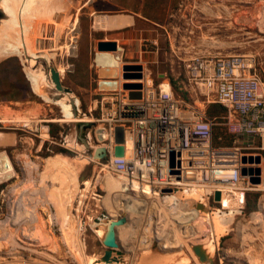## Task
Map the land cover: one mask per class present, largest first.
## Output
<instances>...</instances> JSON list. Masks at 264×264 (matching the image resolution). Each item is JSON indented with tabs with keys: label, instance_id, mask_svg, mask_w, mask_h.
Returning <instances> with one entry per match:
<instances>
[{
	"label": "rangeland",
	"instance_id": "1",
	"mask_svg": "<svg viewBox=\"0 0 264 264\" xmlns=\"http://www.w3.org/2000/svg\"><path fill=\"white\" fill-rule=\"evenodd\" d=\"M8 1L4 0V4L9 10L12 0ZM63 2V22L59 32L53 29V34L49 35L55 41L49 44V48L55 47L54 60L62 85L67 87L72 78L83 79L86 83L87 74H81L86 67L77 55L81 52L78 48L82 50L89 40L91 48L95 46L94 39L99 36L97 32L89 31L90 14L128 10L141 11L140 16L148 19L139 18L138 26L142 28L143 38L155 39L146 43L158 50L159 59L164 63L162 69L152 71L155 84L159 81L158 73L166 71L170 76L168 68L171 64L179 63L184 68L187 59L208 53L253 54L264 76V0ZM4 23L0 26V154L5 155V164L0 171V264H89L92 257L100 259L105 249L101 240L108 228V214L107 210L92 202L88 193L93 189V194L95 192L101 197L104 184L109 180L124 182L121 185L124 199L117 202L116 212L121 215L126 211L128 214L126 226L118 235L119 248L116 250H120L121 255L114 253L122 261L116 264H264V140L263 144L257 137L249 142L234 143L222 124L213 126L214 145L237 146L244 154L262 156L259 164L262 183L255 186L247 180L249 189L245 191L242 204L238 194L232 192L223 195V206L212 197L208 198L206 190L189 197L180 188L175 195H168L188 202V205L178 206L168 202L167 195L152 196L138 187L130 189L125 185L124 177L107 168L106 160L92 157L90 146L97 144L94 130L98 125L99 110L90 111L85 106V101H89L91 96L77 95L72 91L79 101L80 115L75 119H64L57 104L45 102L34 92L33 84L24 71L26 55L21 33L18 32L16 37L6 34L5 28L11 22ZM41 37L49 39L42 34ZM91 48L89 57L92 58L94 50L91 52ZM104 57L113 58L114 54L106 53ZM117 61L120 62V68H117L121 70V60ZM36 64L38 69L41 62ZM45 88L50 95L53 93L48 85ZM173 92L197 110L206 107L202 102L205 96L197 88L192 87L188 92L176 84ZM76 120L92 121L94 125L81 129L74 127V122H68ZM58 158H64L68 162L67 167L55 164ZM70 163L78 170L76 176L68 168ZM42 179H49L44 184L52 188L51 199L55 198L52 201L54 205H43L40 199V202L36 201L39 203L37 206L33 203L45 226V229L42 226L37 229L29 201L34 196L40 198L38 192L43 186ZM192 187L199 188L197 185ZM255 192L263 195L262 204L247 212L246 208L254 203ZM22 198H26L23 208L20 205ZM108 202L106 199L107 207ZM197 202L208 209L207 212L198 211L203 214L212 212V217L216 210L228 212L229 208L235 209L225 216L230 218L226 222L228 226H218V231L212 233L203 217L188 220L189 217L180 216V210L194 208ZM208 239L214 240V253L211 252L208 261L202 262L192 248L199 245L203 249Z\"/></svg>",
	"mask_w": 264,
	"mask_h": 264
},
{
	"label": "built area",
	"instance_id": "2",
	"mask_svg": "<svg viewBox=\"0 0 264 264\" xmlns=\"http://www.w3.org/2000/svg\"><path fill=\"white\" fill-rule=\"evenodd\" d=\"M184 69L188 83L203 92L204 104L215 102L225 108L220 122L176 97L170 80L155 84L143 67L141 79L101 80L113 86L101 89L98 125L94 130L97 144L90 146V152L105 147L109 153L108 169L126 182L136 180L150 186L156 195L185 190L179 180L199 169L200 184L207 190L208 198H214L218 184L221 197L224 191L234 192L242 204L249 189L247 177L241 175L244 154L237 146L214 145L212 131L220 123L234 143L244 138L248 142L256 137L264 140V76L259 61L250 53H208L187 59ZM126 81L141 83V99L128 98V91L122 88ZM116 125L124 128V156L113 155ZM171 151L175 153L173 167L169 164ZM215 171L220 172L218 179H213ZM165 188L172 192L162 193L160 190ZM93 195L100 198L95 192Z\"/></svg>",
	"mask_w": 264,
	"mask_h": 264
},
{
	"label": "bare ground",
	"instance_id": "3",
	"mask_svg": "<svg viewBox=\"0 0 264 264\" xmlns=\"http://www.w3.org/2000/svg\"><path fill=\"white\" fill-rule=\"evenodd\" d=\"M15 1L16 0H12L11 6L9 5L10 6L9 10L7 9L9 11L10 15H13L15 17V19L10 21L11 23L9 24L8 28L6 27L7 29L5 28V31H6V34L11 35L12 37H16L18 32L21 33L22 45H23V49H24V52L26 55L24 57L25 62H26L24 71L26 72L27 77L31 80V82L33 84L34 92L38 96H40L45 102H53V103L57 104L61 113H62V116L64 117V119L69 120V119L78 118L80 115L79 110L75 108L74 104L73 105L70 104L66 95H64L63 93L60 94L59 91L55 90L54 83L51 80V73L49 70L50 67L55 66L56 70L60 74L59 68H58V66L54 60V58H55V56H54L55 47L49 48V44L54 43L55 41L52 40V36L49 37V35L53 34L52 33L53 29H56L55 32L57 33V32H59L58 28H61V23L63 22L62 19H63V15H64L63 14V12H64L63 0H23V1L17 0V2H15ZM19 3H22L21 6L18 5ZM8 4H9V1H8ZM2 5H4V4H2ZM3 8H5V7H3ZM5 10H6V8H5ZM7 10H6V12H7ZM42 14H43V16H42ZM18 16H19V19H18ZM5 20L6 19H4L3 21L6 22L7 20L6 21ZM51 23H54V24L52 25ZM4 25H5V23H4ZM41 34L45 35L46 37L48 36L49 39L45 40L44 38L41 37ZM35 42H37V43H35ZM40 58H44L46 66L47 65L49 66V68L46 71H45L44 67L43 68H42V66L40 67L41 64H39V68L36 69V66L38 65V64H36V62H41ZM95 61L97 62L98 65H100L102 67L101 74L104 76H114L119 70L117 67H114V66H104V65L99 64L98 60H97V54H96V60ZM60 76H61V74H60ZM101 83H107L108 85L111 86V82L101 81ZM45 85H48L50 87V90L53 91V93L51 95L47 92ZM57 95H60V96H57ZM78 102L79 101L76 100L77 104H78ZM78 121H85V120H76V121H68V122H78ZM83 158L87 159V157H83ZM54 163L64 165L65 167H67V165H68V162L64 158H61V159L58 158L54 161ZM71 165L72 164L70 163L68 168L70 169L71 174L76 176L78 170H77V168H75ZM219 174H220V172L215 171L213 173V179H218ZM50 179L53 182L55 181L54 177H50ZM200 179H201V172L199 169H197V170H195V172H193V174L190 173L187 176H183V178H181L179 180V184L186 186L185 193H186V195H188L190 197L191 195H194L197 192H198V194H200L201 191L205 193L206 189H205V187L203 188V186H201ZM45 180H49V179H43L42 180L43 186H41V189H39L40 192H38V194H40V198H38V197L36 198L34 196L29 201V207H30L31 212H32L31 215L35 218V222L37 224L36 226L38 227L37 229L41 228V226L44 227V229H45V226H43L44 221H42V218L40 217L38 210H37V207H36L37 204H39L38 202H40V200H41V202L44 203L43 205L47 206L49 203H52V201H54V198H55L52 195L53 198L51 199L52 188L50 189V188L45 187L46 186V184H44ZM217 182H218V180H217ZM87 183H88V181H87ZM125 185H128V187L130 189H135V187H138L145 194H152V196L156 195V193L153 191L152 188H150V186L147 188V187H145L146 184L142 185L140 182H138L136 180H133V181L129 180L128 183L125 182ZM193 185H197V187L199 186V188H193L192 187ZM201 188H203L204 190H201ZM215 188L220 189L221 187H220V185L216 184ZM226 193H229V192L224 191L222 194V197ZM173 195H175V194H171V196H173ZM167 197L168 198H166V200L170 203H173L174 205H178V206L188 205V202H186V201L184 202L180 197L176 198V199L173 197H169L168 195H167ZM222 197H221V200H222ZM221 200L219 203H221ZM36 201H38L37 204H36ZM33 203H35L36 206ZM130 204H132V203H130ZM221 204L223 205V203H221ZM31 205H33V206L31 207ZM187 208L188 207L180 210V216L189 217L188 220H190V219L195 220L198 217H201V218L203 217V219L206 221L205 225L208 226L209 230L212 233H215L216 230L218 231L219 227H221V228L227 227L228 225L226 224V222L230 218L226 219L225 216L228 214H232L233 211H235V209H233V208H229L228 212H225V210H216L215 212H213L214 213L213 217H215L216 219L214 218V220H213V217L211 216L212 212L203 214V212L201 213L195 207H194L195 209L192 207L191 208L189 207L188 209ZM103 219L104 218H102L101 220H103ZM188 220H186V221H188ZM223 229H225V228H223ZM43 233H44V231H43ZM213 241L214 240H209L208 243H206V245L203 246L202 250L206 254V257H207L206 261H208L209 257L211 256V252L214 253ZM178 250H179V248H178ZM114 253L115 252L112 253V257L109 261V264H116L118 261H120V260L122 261V259L120 257H118L116 255L114 256ZM88 261H89L88 262L89 264H103V261L101 260V258L97 259L95 257H92Z\"/></svg>",
	"mask_w": 264,
	"mask_h": 264
},
{
	"label": "crops",
	"instance_id": "4",
	"mask_svg": "<svg viewBox=\"0 0 264 264\" xmlns=\"http://www.w3.org/2000/svg\"><path fill=\"white\" fill-rule=\"evenodd\" d=\"M140 14L141 11H134V10H128L122 12H108V13L94 12L90 14L91 24L89 25L90 28L89 31L97 32L99 36L98 38L94 39L95 46L91 48L92 44L90 43L91 40H89L87 45L82 46V50L81 47L78 48V50L81 52L80 53L78 52L77 55L79 58H81L79 60L83 61L84 67H86L85 69L86 71L81 73L84 75L87 74L86 83L83 81V79L77 80L74 77L75 79L72 78L70 83L67 84L68 87L75 94L77 95L88 94L91 96L89 101H85V106L87 107L88 110L90 111L99 110L100 108L99 99L101 96L100 93L102 89V87H100V81L102 79H110V78L112 79L114 77L119 79L121 78V73H122L121 70H118V72L114 76H104L101 74L102 67L100 65H97L94 60V56L96 57L94 53L96 43L100 40L116 41L118 45V50L116 52H111V53L115 55L116 59L121 60V66L124 63L141 64L147 71L146 73L155 83L154 77L152 76V71L162 69L163 67L162 64L164 63L159 59L158 50L146 43L148 41L150 42V40L155 41V39L143 38L142 28L138 26L139 18L142 17L140 16ZM142 18L148 21V19L144 17ZM90 48H91V52L92 50H94L92 58L89 57ZM124 59H126L125 60L126 62H124ZM168 69H169L168 73L170 75L169 77H171L175 81V83L178 84L179 89H183L188 92L192 89V86L187 81L185 69L179 66V63L171 64ZM167 75L168 74L166 71L157 74V76L159 77V81L170 80V78ZM159 81L157 83H159ZM204 105L207 106V104ZM205 109L203 110L201 109V110L205 112ZM244 141H246L245 138L238 140L239 143H243ZM262 144H263V140H262ZM3 160H5V155L0 154V171H1V167L4 166L5 164L3 163ZM13 173H14L13 175H15V172ZM122 183L124 182L114 181V180L107 181L104 184V189H102L104 194L99 199L93 197V189H91L88 193L89 198L93 200L92 202H95V204L99 206L101 209L105 211L107 210L108 216L114 219L120 216L119 213L117 214L116 212L117 202H121L124 199L121 189ZM255 190H262V189H255ZM106 199L109 201L108 207L106 206L105 203ZM262 201H263V195L260 194L259 198L256 201V206L259 207L262 204ZM95 211H97V209ZM123 214L126 215L128 220L127 212L125 211V213H122L121 215ZM125 226L126 224L117 228L118 235L120 233V230L124 229ZM90 229L94 233L95 237L99 239L95 230L92 227H90ZM94 252L95 251H93L92 253Z\"/></svg>",
	"mask_w": 264,
	"mask_h": 264
},
{
	"label": "water",
	"instance_id": "5",
	"mask_svg": "<svg viewBox=\"0 0 264 264\" xmlns=\"http://www.w3.org/2000/svg\"><path fill=\"white\" fill-rule=\"evenodd\" d=\"M0 16H3V13L0 11ZM96 49L97 51H108V52H116L118 50V45L116 41L111 40H100L96 43ZM41 59V65L42 68L44 67L45 71L49 68V66L45 64V59ZM97 63V62H96ZM122 74L121 77L124 80H136L141 79L143 76V66L138 63H125L122 65ZM51 73V80L54 83L55 90L59 91L60 94H64L67 96L68 101L70 104H74L75 108L78 109L76 100H78L75 96L72 95V90L62 85L60 74L56 70L55 66H52L49 68ZM100 87L102 88H111V86L107 83H101ZM122 88L124 90L128 91V98L131 100H138L141 99L142 93L141 88L142 85L139 82H129L126 81L122 84ZM60 96V95H57ZM74 127L81 128V129H88L94 125V122L92 121H78L73 123ZM114 142L115 146L113 148V155L114 156H124V142H125V135H124V128L121 125H116L115 131H114ZM180 153H177V156H179ZM92 157L94 159L98 160H108L109 153L106 150L105 147H98L95 149L94 153L92 154ZM262 161V156L259 154H244L241 156V162L245 164L241 168V175L244 177H247L248 182L252 185H260L262 183V177H261V168L259 167V164ZM175 163V153L171 151L169 155V164L171 167L174 166ZM177 164L179 162L177 161ZM173 172V171H172ZM162 193H170L172 192L171 188H165L160 190ZM214 201H220L221 200V191L220 189L215 190L214 192ZM194 207L198 210H202L207 212L208 209L206 206H204L201 202H197ZM108 228L106 231V234L104 235L103 239L101 240L102 244L105 246V249L103 251V254L101 256V260L103 261V264H109V261L112 257V253L115 252L118 256L121 255L120 250H116L119 248V242H118V234H117V228L120 226H123L127 222L126 215H120L117 218H111L108 215L106 216ZM194 253L198 256L200 261H206L207 257L206 254L203 252L201 246L194 245L193 246Z\"/></svg>",
	"mask_w": 264,
	"mask_h": 264
},
{
	"label": "trees",
	"instance_id": "6",
	"mask_svg": "<svg viewBox=\"0 0 264 264\" xmlns=\"http://www.w3.org/2000/svg\"><path fill=\"white\" fill-rule=\"evenodd\" d=\"M106 53H111V52H108V51H102V52L99 51V52H97V60H98V63L101 64V65H104V66H107L108 65V66L119 67L120 62L117 61L115 55H114L113 58H105L104 57V54H106ZM111 54H113V53H111ZM170 81L172 83V86L173 85L176 86V83H175V81L172 78H170ZM205 115L208 118L214 119L216 122H220L221 121V117L225 115V108H223L220 104L215 103V102L209 103L206 106ZM221 133H223V132H221ZM231 137H232V135H231ZM232 139H233V137H232ZM31 194H33V192H31ZM259 196H260V192H255L254 193V203H253L252 206H248L246 208V211L247 212L256 209V201L259 198ZM26 198H22V201L20 200V205H21L22 208L25 205L24 203H25Z\"/></svg>",
	"mask_w": 264,
	"mask_h": 264
},
{
	"label": "flooded vegetation",
	"instance_id": "7",
	"mask_svg": "<svg viewBox=\"0 0 264 264\" xmlns=\"http://www.w3.org/2000/svg\"><path fill=\"white\" fill-rule=\"evenodd\" d=\"M5 2H4V0L2 1V0H0V11L3 13V16H0V26L1 25H3L4 24V19H6L5 21L6 22H10V21H12V20H14L15 19V17L13 16V15H10V13H9V11L7 10V12H6V10H5V8H3V7H5V4H4ZM2 4H4V5H2ZM8 15V16H7ZM7 16V17H6ZM10 19H9V18ZM12 17V18H11ZM1 19H3V20H1ZM9 20V21H8Z\"/></svg>",
	"mask_w": 264,
	"mask_h": 264
}]
</instances>
